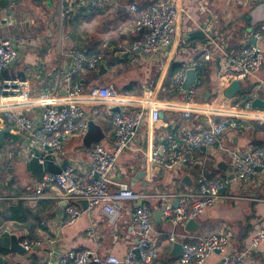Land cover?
I'll return each instance as SVG.
<instances>
[{
	"label": "crops",
	"instance_id": "obj_1",
	"mask_svg": "<svg viewBox=\"0 0 264 264\" xmlns=\"http://www.w3.org/2000/svg\"><path fill=\"white\" fill-rule=\"evenodd\" d=\"M151 2L152 0H110L104 6L86 5L74 10H68V0H15L5 7L0 5V38L7 32L13 37L18 49L15 64L8 68L5 74L14 76L27 71L31 76V87L34 89L53 84L59 91H63L70 83L66 73L71 68V51L75 50L85 56L94 53L102 55V63L107 68L102 76L97 75V69L79 73L80 84L86 90L94 85H104L108 80L107 76L114 68L119 67L127 72L118 92L141 95L144 90L152 89L157 95L160 91L162 94L170 95V90L163 86L170 65L173 62L183 63L199 59L203 73V84L198 93L200 99L204 101L205 96L208 98L207 102L219 99L217 59L210 61L202 59L200 54L204 35L202 38L191 37L189 33L201 30L200 26L204 22L208 23L209 18H214L212 28L221 35V46L228 53H233L241 45L252 42L253 28L264 25V0H186L184 2L186 14L177 26L174 40L176 54L172 57L164 55L159 61H146L140 50L133 49V45L141 40L142 33L132 29L135 12L129 9V5L133 3L138 10H143ZM62 7L65 10L67 7L68 11L65 20L60 24L59 13ZM51 11H54V16ZM73 26H76L82 38L78 45L75 39L69 37ZM258 44L264 54V39ZM119 52H126L127 55L116 56ZM152 67L155 69L151 72ZM147 70L150 71L151 78L150 74L146 73ZM241 87V92L236 95L254 92V89L259 87V91L256 92L257 98L264 101V58L262 65L241 83ZM207 91L210 94L207 95ZM111 110V107L105 105L86 106L90 122L92 121L102 131L99 142L106 146L112 144L113 138ZM163 113L167 121L162 119V124L158 128H153L148 122L147 114L145 115L130 148L125 150L118 160L122 170L120 176L133 190L149 195L146 203L152 214L161 210L165 201L157 194L195 189L197 178L201 174H206L210 178L219 176L228 180V184L222 190L225 196L206 208L195 219L197 224L195 231L188 232L182 225L173 226L164 215H153L152 237L156 256L151 264H172L176 258L171 256L175 242H185L191 237L212 233L228 237L224 254L238 255L247 251L257 225L264 219V171L248 183H243L235 177L229 180L225 175L226 171L220 169L218 163L223 161L232 167L229 155L221 148L244 150L264 144V127L255 122L245 121L242 128L228 130L218 144L193 151L195 162L192 164L175 172L161 171L151 181L145 169L146 151L155 148L160 140L170 133L174 132L181 136L185 131L206 127L205 118L194 116L185 118L178 112ZM28 114L32 116L35 111L30 110ZM4 127V124L0 123V128ZM87 132L88 130L70 137L63 149L64 158L73 162L81 176H85L90 160L88 150L94 144L91 142L89 146L87 145ZM23 141L21 135L18 136L11 131L5 135L4 144L0 147V162L3 168L12 166L16 172L19 164H12L15 156L9 157L8 154L18 149ZM24 165L27 168L26 164ZM27 171L28 177L22 180L14 177L9 180L5 169L0 168V212L3 210L0 224H5L2 231L14 233L19 241L22 238L35 237L43 240L50 238L52 243L45 242L42 247L22 255L2 251L4 263L30 264L32 259L36 258L41 264L46 259L45 252L50 249L55 250L54 256L70 249L78 251L88 248L101 254L122 257L127 248L133 245L136 227L129 213L131 203H125V207L111 223L101 210V206L87 208L78 202L82 212L72 224L61 227L59 219L64 211L55 200L22 198L34 192L33 184L37 179L29 170ZM140 171H145L144 177L135 178ZM184 175L189 176L190 185L182 182ZM171 201L173 204L175 199ZM172 231L176 234L175 241L168 238V233ZM247 252L244 264H264V243L257 249ZM221 255L219 252L210 253L204 264L217 263Z\"/></svg>",
	"mask_w": 264,
	"mask_h": 264
},
{
	"label": "built area",
	"instance_id": "obj_2",
	"mask_svg": "<svg viewBox=\"0 0 264 264\" xmlns=\"http://www.w3.org/2000/svg\"><path fill=\"white\" fill-rule=\"evenodd\" d=\"M110 0H68V10L89 6H104ZM186 0H152L149 6L138 10L135 4L129 9L135 12L132 29L141 31L142 38L133 45L141 51L146 61H159L164 55L176 54L177 26L186 14ZM62 7L59 13L60 24L68 11ZM214 18L200 26L204 33L201 58L207 61L216 58L217 99L213 102L197 101L195 96L203 84L202 63L199 59L181 63V68L171 80V86L179 98H160L152 89H146L141 95L120 93L112 86L94 85L84 89L80 83H72V73L96 70L102 57L99 54L85 56L71 51V69L66 73L70 82L63 91L57 86L31 87V76L27 71L19 75H6L5 71L15 64L18 49L13 40L0 38V123L10 126V131L24 138L22 145L9 153L22 156L27 160L38 151V161L44 164L50 160L60 165L65 159V142L72 136L85 133L89 128L90 116L86 106L105 105L111 107L110 123L113 130L112 144L106 146L94 142L88 150L89 162L85 176L77 172L71 160L59 172L43 170L34 181V192L22 196L25 200H55L63 208L59 219L61 227L72 224L79 216L78 202L85 201L87 208L101 206L109 222L113 223L125 203H131L129 213L135 224V241L127 248L122 257L101 254L97 250L70 249L54 256L55 250L45 252L46 259L41 264H151L156 256L153 242V214L146 199L149 195L135 191L120 176L118 165L120 156L130 148L137 130L142 126L145 115L153 128L162 124L159 113L178 112L185 118L191 116L206 119V127L195 131H185L181 136L170 133L163 137L158 145L146 151L145 169L151 181L161 171L175 172L195 162L192 153L203 146H214L222 141L228 130L242 128L245 121L255 122L264 127V108L254 107L252 101L257 98L259 87L254 92L235 95L227 99L223 91L234 80L245 81L262 65L264 54L258 42L264 39V25L252 29L251 38L257 44L247 42L233 53H228L221 46L222 37L212 28ZM216 54V57H215ZM215 60V59H214ZM194 70V80L188 88L182 84L188 69ZM221 95V96H220ZM227 100V103H222ZM231 101V102H229ZM118 108V110H114ZM35 114L29 116V111ZM146 111V112H145ZM229 155L234 177L248 183L261 171H264V144L244 150L221 148ZM86 164V163H85ZM260 168L261 170H258ZM96 175V176H95ZM228 180L219 176L213 178L201 174L197 178L195 189L157 194L165 199L161 212L173 226L185 224L196 219L206 208L217 203L225 196L222 190ZM177 200V205L172 204ZM63 204V205H61ZM176 234L168 233V238L175 241ZM47 238L26 237L19 244L26 252L42 247ZM182 244V252L172 264H204L210 253L219 252L221 258L215 264H244L247 251L255 250L264 243V219L257 225L251 238L250 247L238 255L224 254L228 237L212 233L187 239ZM137 251V252H136ZM137 253V254H136ZM0 264H6L4 262Z\"/></svg>",
	"mask_w": 264,
	"mask_h": 264
},
{
	"label": "water",
	"instance_id": "obj_3",
	"mask_svg": "<svg viewBox=\"0 0 264 264\" xmlns=\"http://www.w3.org/2000/svg\"><path fill=\"white\" fill-rule=\"evenodd\" d=\"M15 0H0V5L2 7H5L6 5H8L9 2H13ZM87 6H89V4H87ZM189 35L192 36H197L202 38L203 37V32L201 30H197L194 32H190ZM69 37L71 39H75L76 44L78 45V41L82 38L80 36V33L77 31L76 26L72 27L71 32L69 33ZM252 43L253 44H257L255 39H252ZM123 55H127L126 52H119V54H117L116 56H123ZM71 69V68H70ZM107 71L106 66L104 65V63H99L98 68H97V75L98 76H102L103 74H105ZM194 70L192 68L188 69L186 72V78L182 84V88L186 89L189 87V85L193 82L194 80ZM242 87H241V83L238 80H234L232 81L223 91L224 96L227 99H231L233 98L237 93L241 92ZM210 94L209 91H207V95ZM207 97H204V101H207ZM252 105L254 107H260V108H264V101L260 100L259 98H255L252 101ZM114 110H118V108H114ZM159 117L161 119H163L164 121H167V119L164 117V113L161 111L159 113ZM10 126H6L4 128H0V147L3 146L4 144V139H5V135L7 133L10 132ZM88 136H87V145L89 146L91 142H97L102 138V131L101 129L94 124L92 121L89 122V128H88ZM203 149H206L205 146L202 147ZM37 154L38 151L35 149L34 150V156L30 157L27 161H26V166L27 169L30 171L31 174H33L34 176L38 177L41 175L42 171L45 170H49L51 172H59L61 168L64 167V165L67 163V159H64L60 165H56L53 164L52 161L47 160L44 162V164L40 163L38 161L37 158ZM218 167L224 171H226L225 175L227 176V178L229 180H231L232 178H234V172L232 167L227 166L226 163H224L223 161H220L218 163ZM0 168L1 170L5 169L6 173L8 174V178L9 180H11L14 176L15 173V168L12 166H8L6 168H3V166L1 165L0 162ZM258 170H261L260 168H258ZM145 175V171H140L139 174H136L137 178L138 176H141V178H143ZM96 176V175H95ZM182 182L186 185H190V178L188 175H184L182 178ZM83 206H86V202L85 201H80ZM15 203V201H14ZM63 205V204H61ZM174 206L177 205V200H175V202L173 203ZM57 209H61V207H57ZM58 210H56L57 212ZM154 216H161L162 212L161 210L154 212L153 214ZM196 221L194 219L189 220L186 224H185V230L188 232H192L196 230ZM1 228V227H0ZM2 251H12V252H16L18 254H25L26 251L24 250V248L19 244V239L18 237L14 234V233H9L8 230H0V263L3 262V258L1 256V252ZM137 252V251H136ZM182 252V244L180 242H175L173 244L172 247V251H171V256H177L178 254H180ZM137 254V253H136Z\"/></svg>",
	"mask_w": 264,
	"mask_h": 264
},
{
	"label": "rangeland",
	"instance_id": "obj_4",
	"mask_svg": "<svg viewBox=\"0 0 264 264\" xmlns=\"http://www.w3.org/2000/svg\"><path fill=\"white\" fill-rule=\"evenodd\" d=\"M17 10H15V12H16ZM14 11H13V13H15ZM26 13H28L30 16H33L32 14H30V12H26ZM51 14L54 16V11H51ZM52 22V21H51ZM59 23H60V20H59ZM62 24V23H61ZM1 38H9V39H11V40H14L13 39V37L10 35V34H8L7 32H6V35H2V37ZM101 54V53H100ZM102 56V55H101ZM112 65V64H111ZM111 65H109V66H111ZM113 65H115V64H113ZM153 66H155V65H153ZM146 69V68H145ZM155 69V67H152L150 70H151V72L153 71ZM126 72H127V70H124V69H121V68H119V67H117V68H114L113 70H112V72L109 74V76H107L108 78V80L106 81V83H104V85H107V86H112L113 88H115V90L116 91H119V88H120V86L123 84V77L126 75ZM147 74H150V71L149 70H147V72H146ZM150 78H151V74H150ZM154 79V76H152V80ZM121 93V92H120ZM199 93V89H198V91H197V94H196V96H195V100L197 99V100H199V101H202L201 99H200V95L198 94ZM138 95V94H137ZM160 95V94H159ZM161 96V95H160ZM161 97H163V96H161ZM228 101L227 100H223L222 101V103H227ZM96 105H100V104H96ZM100 107H103V106H100ZM26 161H27V159L26 158H24V157H22V156H15L14 157V161L12 162V164H14V165H17V164H19L18 166H17V168H16V172H15V175L13 176V178L14 177H16V179H18V180H22L23 178H25V177H28L29 176V173H28V169L25 167V165L24 164H26ZM20 164H22V165H20ZM21 166V167H20ZM12 178V179H13ZM3 214V210H1V212H0V215H2ZM3 216V215H2ZM4 221V220H3ZM5 225V224H4ZM4 225H1L0 224V230H2L3 229V227L2 226H4Z\"/></svg>",
	"mask_w": 264,
	"mask_h": 264
},
{
	"label": "trees",
	"instance_id": "obj_5",
	"mask_svg": "<svg viewBox=\"0 0 264 264\" xmlns=\"http://www.w3.org/2000/svg\"><path fill=\"white\" fill-rule=\"evenodd\" d=\"M87 56H90V55H87ZM180 68H181V61L180 62H173L170 65L168 73L166 75V78L164 79L163 86H164V88L169 89L171 94L170 95H165V94H162L161 91H160L159 94L161 96H163V97H161L160 95H158L160 98L174 99V98H179L180 97V96H178V94H176V92L174 91V89L171 86V80L174 77L175 73ZM80 80H81V77L79 76L78 72L72 73V76H71L72 83H80ZM30 264H40V263L38 262V260L36 258H33Z\"/></svg>",
	"mask_w": 264,
	"mask_h": 264
}]
</instances>
